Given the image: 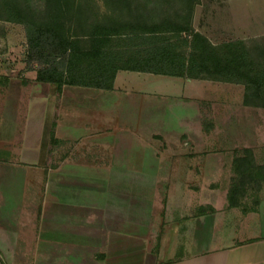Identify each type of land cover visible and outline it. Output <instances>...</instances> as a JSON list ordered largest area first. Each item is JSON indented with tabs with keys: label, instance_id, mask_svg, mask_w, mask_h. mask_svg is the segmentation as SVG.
Returning <instances> with one entry per match:
<instances>
[{
	"label": "crops",
	"instance_id": "0c3cea01",
	"mask_svg": "<svg viewBox=\"0 0 264 264\" xmlns=\"http://www.w3.org/2000/svg\"><path fill=\"white\" fill-rule=\"evenodd\" d=\"M25 77L13 100L0 74L1 255L64 264H264V226L243 240L231 228L220 245L197 250L196 242L211 215L264 221V196L247 212L226 208L228 188L219 204L198 202L194 154L150 151L152 139L169 132L166 114L178 122L171 88L189 90L194 80L119 71L111 90L59 91ZM165 178L174 185L169 202Z\"/></svg>",
	"mask_w": 264,
	"mask_h": 264
},
{
	"label": "trees",
	"instance_id": "16d2710c",
	"mask_svg": "<svg viewBox=\"0 0 264 264\" xmlns=\"http://www.w3.org/2000/svg\"><path fill=\"white\" fill-rule=\"evenodd\" d=\"M104 1L120 3L129 15H100L99 7L87 2L96 10L89 13L74 0H0V20L24 30V69L19 72L24 84L29 79L22 72H32L33 80L54 84L59 91L62 85L111 90L119 71L205 78L242 83L243 103L264 109V43L213 45L180 16L187 11L190 15L196 0H181L182 8L174 14L164 12L161 0ZM180 32L186 33L180 42L168 35ZM263 189L264 163L244 148L233 159L226 208L252 211Z\"/></svg>",
	"mask_w": 264,
	"mask_h": 264
},
{
	"label": "rangeland",
	"instance_id": "374dc122",
	"mask_svg": "<svg viewBox=\"0 0 264 264\" xmlns=\"http://www.w3.org/2000/svg\"><path fill=\"white\" fill-rule=\"evenodd\" d=\"M39 3L40 0H33ZM74 5L85 7L89 13L96 10L90 6H97L99 14L112 16L129 15L130 11L123 12L125 8L120 3H107L104 0H74ZM164 12L174 14L182 8L181 0H161ZM196 0L191 14L188 11L181 14L182 20L187 22L191 29L206 36L213 45L226 42L243 41L247 46L254 47L264 42V0ZM89 2L90 6L87 4ZM237 2V3H236ZM123 10V11H122ZM189 17H188V16ZM157 18V17H156ZM150 17V19H156ZM73 30V29H72ZM176 42H180L186 33H169ZM26 40L23 27L20 24L0 20V74L10 81V99H18L16 91L20 86L22 77L19 73L24 69V55ZM183 49L188 47L183 46ZM22 75L33 76L32 72H22ZM164 76V75H162ZM176 78V77H175ZM171 80L174 77H161L159 80ZM188 79V78H185ZM181 81V79H178ZM194 80L190 89L171 88L176 90L174 105L179 112L175 113L172 121L171 115L166 114L165 125L168 126L163 136L154 137L150 151L167 155L169 152L179 154H194L193 163L198 170L197 201L204 203L208 199L213 204L224 200L225 189L228 188L233 174V159L244 148H251L257 163H264V109L256 105H245L243 94L245 87L242 83L224 82L213 79ZM178 81V82H180ZM166 90L165 87H161ZM16 89V90H15ZM172 91V92H173ZM3 95H0V107ZM24 99L21 97V100ZM172 100V99H171ZM24 100L21 104H24ZM168 100L166 101V103ZM186 111V112H184ZM1 115V112H0ZM171 126V127H170ZM174 127V128H173ZM170 140L179 141L173 145ZM140 147L138 148V150ZM136 152V151H135ZM136 154V153H134ZM209 155L211 161H202L200 158ZM193 156V155H192ZM198 158L195 162L194 160ZM172 163V161H170ZM136 162H134L135 165ZM209 164L210 172H201L200 165ZM161 178L159 177V180ZM171 178H165L170 184ZM203 184L204 187L200 185ZM173 184L166 186L167 201L173 196ZM162 191L159 188V192ZM255 194V193H253ZM264 196V189L259 193ZM258 194V195H259ZM250 199V198H249ZM225 216V215H224ZM220 219L219 215L206 218L203 229L197 230L196 242L199 247L220 245L225 240L224 232L233 229L236 239H246L263 233L264 221L255 217L246 216L239 221H233L230 215ZM227 235V234H226ZM64 264L61 257H31L15 255L4 257L0 254V264Z\"/></svg>",
	"mask_w": 264,
	"mask_h": 264
}]
</instances>
